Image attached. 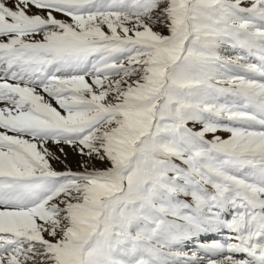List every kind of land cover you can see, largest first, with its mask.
I'll list each match as a JSON object with an SVG mask.
<instances>
[{
	"label": "snow or ice",
	"instance_id": "6c2138e0",
	"mask_svg": "<svg viewBox=\"0 0 264 264\" xmlns=\"http://www.w3.org/2000/svg\"><path fill=\"white\" fill-rule=\"evenodd\" d=\"M0 264H264V0H0Z\"/></svg>",
	"mask_w": 264,
	"mask_h": 264
}]
</instances>
